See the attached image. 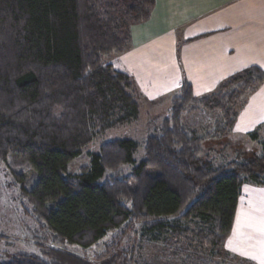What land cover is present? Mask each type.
<instances>
[{
	"label": "trees",
	"instance_id": "trees-1",
	"mask_svg": "<svg viewBox=\"0 0 264 264\" xmlns=\"http://www.w3.org/2000/svg\"><path fill=\"white\" fill-rule=\"evenodd\" d=\"M155 0H0V169L33 172L22 196L53 240L43 257L0 264H135L128 236L161 241L180 264H256L225 249L243 186L264 188V144L251 155L216 162L203 145L232 132L235 106L264 82L252 66L196 98L183 79L167 116L146 137L101 143L78 174L69 163L109 130L138 118L129 74L102 58L129 46L131 26ZM192 108L214 115L212 132L187 129ZM256 140V134H251Z\"/></svg>",
	"mask_w": 264,
	"mask_h": 264
},
{
	"label": "crops",
	"instance_id": "crops-1",
	"mask_svg": "<svg viewBox=\"0 0 264 264\" xmlns=\"http://www.w3.org/2000/svg\"><path fill=\"white\" fill-rule=\"evenodd\" d=\"M129 37L128 48L108 63L132 78L140 117L142 106L171 99L184 78L200 97L248 67L264 70V0H155L148 19L131 26ZM250 187L241 189L225 249L264 264V220L246 211L238 215L244 196L247 210L253 208Z\"/></svg>",
	"mask_w": 264,
	"mask_h": 264
},
{
	"label": "rangeland",
	"instance_id": "rangeland-1",
	"mask_svg": "<svg viewBox=\"0 0 264 264\" xmlns=\"http://www.w3.org/2000/svg\"><path fill=\"white\" fill-rule=\"evenodd\" d=\"M112 56L115 54L103 57L102 63H107ZM259 87L255 92L244 95L235 106L237 118L232 132L207 141L203 145L202 155H208L216 162H229L238 158L239 155L249 156L261 149V145L264 144V89L260 90ZM207 95L209 94L196 98ZM168 106L170 107V98L142 106V114L140 117L138 114L135 121L107 131L85 147L81 156L69 163V171L73 174L80 173L81 169L89 164V154L96 152L101 143L113 139H131L136 142L138 151L135 159L138 161L143 155L142 148L146 137L153 134L167 116ZM146 114L149 115V119ZM212 117L214 115L210 112L190 108L183 115V123L187 129L203 134L212 132L215 122ZM253 133L257 136L256 140L252 139L251 134ZM33 183L34 177L31 170H23L22 177L18 178L5 165L0 169V261L6 262L15 255L42 258V253L51 246L65 247L79 255L84 254L88 258L100 252L104 242H107L111 235H108L102 243L83 252L79 247L62 246L56 243L49 232L41 228V224L36 221L32 207L22 196V188L30 190ZM250 188L253 192L251 199L253 208L247 210L249 204L244 196L243 202L245 203L240 201L238 215L246 211L245 213L250 218L264 220V193L256 195L258 188L254 186ZM140 235L141 232L137 228L127 240L129 250L133 251L135 264H180L179 259L172 255V249L166 248L161 241H152L150 238L141 240Z\"/></svg>",
	"mask_w": 264,
	"mask_h": 264
}]
</instances>
